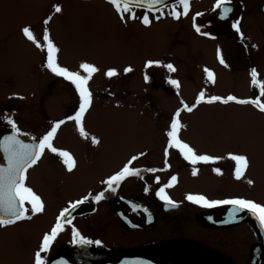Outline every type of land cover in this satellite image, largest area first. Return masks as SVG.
Instances as JSON below:
<instances>
[{"label": "rangeland", "instance_id": "obj_1", "mask_svg": "<svg viewBox=\"0 0 264 264\" xmlns=\"http://www.w3.org/2000/svg\"><path fill=\"white\" fill-rule=\"evenodd\" d=\"M214 1L193 4L188 15L179 19H171L164 9L157 12L166 13L163 20L142 10H133L135 18L125 14L122 20L106 0H0V136L11 129L6 118L13 119L20 134L39 139L41 133H47L58 122L55 119L66 117L68 121L57 129L53 146L82 153L86 146L93 149L91 138L96 137L101 150L95 161L99 169L109 165L117 168L133 156L138 157L137 164L152 158L150 151L168 143L166 133L179 110V139L196 154L217 158L196 163L211 166V171L220 169L219 174L212 172L218 180L210 178V187L203 190L214 199L235 196L264 205V113L252 104L207 102L212 96L226 99L232 95L246 100L250 95V78L240 79V75L229 70L234 67L231 64L238 67L246 64L244 46L233 40L229 47V38L224 36L208 39L205 18L211 14L206 12ZM55 5L60 6V13L55 12ZM192 12L206 14L195 23L199 33L192 25L195 21ZM145 14L150 17L148 26L142 23ZM49 17L45 25L43 21ZM23 27L30 28L44 50L22 34ZM45 28L58 49L55 54L58 66L81 75H87L80 68L82 63L98 69L87 85L92 97L82 119L87 138L81 137L75 122L69 119L79 110L75 86L44 66ZM258 38L264 44V33L261 36L258 33ZM214 46L221 49L214 51ZM259 54L264 55V45ZM148 61H158L161 66L146 67ZM169 63L175 71L163 67ZM129 67L132 71L125 73L124 69ZM109 69L118 74L107 77ZM204 69L214 74L213 79L207 78ZM259 78L260 85H264V73ZM170 79L178 81L179 87L170 85ZM201 92L204 100L196 105ZM257 100L264 103V95ZM184 104L195 107L189 113ZM42 112L46 120L41 118ZM230 154L244 155L248 160L239 180L235 178V162L229 158ZM60 160L61 157L47 150L38 166L28 173L26 186L41 198L44 208L52 204L45 201L43 192L40 195L35 192L33 183L40 185V170L48 167V163L58 165ZM45 170L48 175H60ZM56 170L60 172V168H52ZM249 180L253 182L251 185Z\"/></svg>", "mask_w": 264, "mask_h": 264}, {"label": "flooded vegetation", "instance_id": "obj_2", "mask_svg": "<svg viewBox=\"0 0 264 264\" xmlns=\"http://www.w3.org/2000/svg\"><path fill=\"white\" fill-rule=\"evenodd\" d=\"M231 1L232 12L223 20L218 9L214 10V1L212 8L206 12L211 14L205 18V28L209 40L224 36L229 38V47H232L233 40L244 46L246 64L239 67L231 64L234 67H229V70L240 75V79L250 78V95L246 100H257L262 96L259 76L264 73V55L259 54L264 44L258 38V33L260 36L264 33V0H253L251 4L238 0L235 5ZM189 3L191 9L201 0H189ZM175 6L182 13L179 4ZM192 13L195 18L192 25L206 15ZM236 21H239V33L232 28ZM212 49L221 48L214 46ZM252 69L257 72L258 85L251 83ZM40 116L46 120L45 113H40ZM62 121H68V118ZM45 134L40 135L43 137ZM8 135H12V129L5 130L0 139ZM17 137L24 143L34 141L30 135L20 134ZM38 140L35 139L37 143ZM89 147L86 146L82 153L69 152L75 160L72 172L67 171L62 158L58 165L50 163L49 166L48 163L45 168L52 174L60 173L59 176L48 175L45 169L40 170L42 182L40 185L33 183L34 189L39 195L43 192L45 201H49L52 207H43L41 212L32 214L31 206L26 203L28 211L25 215L30 219L0 227V264H34V254L39 250L43 236L51 233L59 213L77 200L83 202L66 214L48 251L41 254L46 264H106L134 248L145 251L150 248L169 264H256L254 251L257 236L246 220L237 222L238 216H231L226 205L205 207L186 199L188 195H202L210 201L240 199L235 196L214 199L203 190L210 187V178L218 180L212 175L211 166L191 164L183 159L178 150L163 143L156 151H150L152 158L142 159L141 164L136 161L131 163V168L139 170V176H127L109 189L103 181L128 162L120 163L117 168L109 165L100 170L95 161L101 150L98 145H94L93 149ZM166 148L167 157L164 154ZM46 151L35 165L27 169L25 186L29 171L38 166ZM0 167H6L1 153ZM55 167L60 168V172L52 171ZM193 168L197 170L195 176L192 175ZM74 172L78 175H73ZM104 172L108 174L102 175ZM172 176L177 177L176 181L171 182V187H166ZM160 188H164V194L174 202L175 207L156 196ZM101 192L104 194L102 199L96 201L95 196ZM73 229L79 233L75 237L76 242ZM81 237L92 243H79Z\"/></svg>", "mask_w": 264, "mask_h": 264}, {"label": "snow or ice", "instance_id": "obj_3", "mask_svg": "<svg viewBox=\"0 0 264 264\" xmlns=\"http://www.w3.org/2000/svg\"><path fill=\"white\" fill-rule=\"evenodd\" d=\"M107 2L114 7L115 11L120 15V18L123 20L125 18V14H127L131 18H135L132 7L133 5H135L137 8L142 9L145 13H152L156 9V6L162 2V0H107ZM179 7L182 8V13L181 11H178L175 8L171 10V15L174 19H179L182 14L185 16L188 15L190 10L189 0H179ZM217 9L219 10L220 19H226L228 15L232 12V8L230 7V0H216L214 10ZM54 10L57 13L61 12V8L59 5H55ZM196 15L199 16L202 15V13H196ZM49 19L50 17L48 19H45L43 23L47 25L49 23ZM142 23L145 26H148L150 24L149 15L145 14L142 16ZM238 25L239 21H236L232 24V28L239 33L240 28ZM193 27L198 33L200 32V28L197 27L195 24L193 25ZM21 31L22 34L29 41L35 44L37 48L44 50L42 45L36 41L29 27H23ZM43 41L46 45L47 53L46 63L44 66L56 76H60L63 77L65 80L71 81V83L75 86L77 93L79 94V110L76 112L74 117H69V119L75 122L76 128L79 131L81 137L87 138L88 134L85 132L82 126L83 116L92 103L91 93L87 85L91 75L97 72L98 69L91 64L82 63L80 65V68L83 70V72L87 73V75H81L80 73L72 72L69 71L67 68L58 66L55 57V54L58 52V49L50 40L47 28H45L43 33ZM220 62L223 64V59H221ZM153 64L161 66L160 62L158 61H148L146 67ZM163 67H166L169 71H175L171 63L163 65ZM131 71L132 69L130 67L124 69L125 73ZM204 71L209 80L213 79L214 74L211 71H209L208 69H204ZM117 74L118 73L115 69H109L105 73L107 77H114ZM250 75L252 78L251 83L253 85H258L256 70L252 69ZM147 79V76H145V80ZM168 83L173 87H179L178 81L174 79L168 80ZM259 87L261 88V95H264V85H259ZM203 100L204 93L201 92L196 99V105L200 104ZM214 101H220L225 104L229 102H235L237 104L242 105L252 104L256 106L259 111L264 113V103H260L258 100L255 99L242 100L237 99L232 95L227 96L226 99H222L218 96H212L207 102L211 103ZM181 103L183 104V101H181ZM194 107L195 105L188 106L184 104V110L189 113L193 111ZM179 115L180 111L177 110V112L171 119L170 129L166 133L168 148H175L176 150H178L179 154L183 157V159L191 164H196L197 162L208 163L210 161L216 160V157L196 154L192 147H190L187 143H184L179 139L178 132L181 128V124L178 120ZM6 122L7 125L11 126L12 135L5 136L3 140L0 141V149L3 150L8 161V166L6 169L0 168V211H3L5 214L4 216H0V227L11 225L19 220L30 219L31 217L25 215V213L28 211V209L25 207L26 203L31 206L32 214H36L37 212H41L43 210V203L41 201V198L37 196L31 188L25 186V180L27 169L37 163V161L41 158L46 149L62 158V163L66 166L68 172H72L75 167V160L72 155L67 151L58 150L52 144V140L57 132V129L59 128L60 124L64 123V121H59L54 124L51 127L50 131L43 135V137L39 138L38 143L35 141L34 138V141L31 144L22 143L19 139H17V136L20 135V133L17 128V124L13 121V119L6 118ZM91 143L93 145H97L100 143V141L96 137H92ZM164 154L165 157H167V148L165 149ZM141 155H143V153H141ZM137 158L138 157L136 156L131 157L128 163L125 164L121 170L109 176L107 180L103 181V183L106 184L109 189H111L114 184L118 183L127 176H139V170L130 167L132 161H135ZM229 158L235 162V178L239 180L248 167V160L246 156L238 154H230ZM165 166L167 167V164ZM150 171L155 172L156 169H150ZM213 171H215L217 174L220 173V169L218 168L213 169ZM196 173V168H193L192 175L195 176ZM176 179V176H172L171 180L169 181L168 185H166V187H171V182L176 181ZM248 183L251 185L253 182L249 180ZM103 195V192L97 194L95 196V200L99 201L100 199H102ZM156 196L163 200L166 204L175 207L174 202L171 201L164 194V188H160L156 192ZM186 199L193 203L202 204L205 207H213L216 205H230L232 206V212L230 213L231 216H235L240 211L247 210L248 212L252 213L262 225H264V205H260L251 200L224 199L210 201L202 195H188ZM82 202V200H77L75 203L70 204L68 208L63 209L59 213L56 224L51 229V233L45 234L43 236L42 242L39 246V250L36 251L34 254V264H46L45 260L42 259L41 254L48 251L51 242L55 239L58 231L62 227L61 222L66 218V214ZM73 236L74 242H76L75 237L79 236V233L76 232L75 229H73ZM78 242L81 244L92 243L91 240H85L82 237L79 239ZM95 243L99 244L100 242L96 241ZM61 264H65V262H61Z\"/></svg>", "mask_w": 264, "mask_h": 264}, {"label": "water", "instance_id": "obj_4", "mask_svg": "<svg viewBox=\"0 0 264 264\" xmlns=\"http://www.w3.org/2000/svg\"><path fill=\"white\" fill-rule=\"evenodd\" d=\"M179 0H162L160 4L156 6V9H160L164 6L174 4L178 2ZM132 7L137 8L135 5ZM4 138V137H3ZM3 138L0 140L2 141ZM0 153L3 155L4 160L6 162V167H0V168H7L8 161L5 156V153L2 149H0ZM228 212H232V207H226ZM0 215L4 216V212L0 211ZM239 218V221L246 220L254 230L256 236H257V243H256V250L254 252V259L256 260V264H264V232L257 223L256 219L252 216V214L249 213H242L241 211L236 214ZM106 264H169L168 261L162 260V258L158 256V254L148 248L145 250H139V249H130L126 250L123 253L116 256L115 260H112L109 263Z\"/></svg>", "mask_w": 264, "mask_h": 264}]
</instances>
